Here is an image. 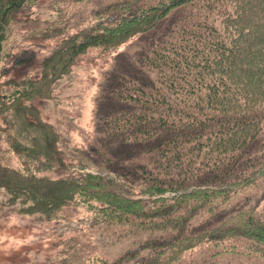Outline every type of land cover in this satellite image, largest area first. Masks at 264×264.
I'll return each mask as SVG.
<instances>
[{"label": "trees", "instance_id": "1", "mask_svg": "<svg viewBox=\"0 0 264 264\" xmlns=\"http://www.w3.org/2000/svg\"><path fill=\"white\" fill-rule=\"evenodd\" d=\"M99 1L72 22L31 17L40 0H0L1 205L47 223L82 209L92 233L137 241L140 264L202 247L264 264V196L236 207L264 193V0ZM89 51L117 63L95 118L119 149L89 159L112 176L83 172L37 106ZM57 241L41 264H106Z\"/></svg>", "mask_w": 264, "mask_h": 264}, {"label": "rangeland", "instance_id": "2", "mask_svg": "<svg viewBox=\"0 0 264 264\" xmlns=\"http://www.w3.org/2000/svg\"><path fill=\"white\" fill-rule=\"evenodd\" d=\"M40 3L41 8L33 10L31 17L54 20L62 10L65 17L73 22L75 18L71 19L72 15L86 14L81 12L95 9L96 4L100 7L102 2L40 0ZM134 44L135 41L125 51L134 55ZM41 46L38 54L44 51V45ZM98 54L96 51H89L80 57L70 73L52 88L51 100L37 101L36 104L42 119L58 129L61 135L59 148L66 156L69 154L74 163L84 164L86 169L83 172L97 169L103 174H109L104 167L96 166L89 160L90 156L95 160H102L101 155L112 158L111 155H116L119 149L115 141L108 140L99 132L95 118L99 84L105 83L104 74L111 66L117 65L113 61L114 55L100 57ZM263 196L264 193L248 195L249 199L242 200L236 207L258 206ZM4 200L5 197L0 192V264L44 263L61 253L62 247L58 239H74L80 247L84 246L85 250L98 256L106 264H140L147 257V253L140 250L137 246L140 244L135 240H106L100 233H92V229L85 227L90 222V215L81 211L82 209H67L65 220L47 223L17 216L15 211L1 205ZM89 238L91 240L88 243ZM212 253L210 249L202 247L182 255L176 264H258L256 260L240 259L238 255L211 256Z\"/></svg>", "mask_w": 264, "mask_h": 264}, {"label": "water", "instance_id": "3", "mask_svg": "<svg viewBox=\"0 0 264 264\" xmlns=\"http://www.w3.org/2000/svg\"><path fill=\"white\" fill-rule=\"evenodd\" d=\"M106 175H110V176H112L110 173H109V174H106Z\"/></svg>", "mask_w": 264, "mask_h": 264}]
</instances>
